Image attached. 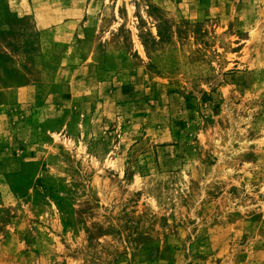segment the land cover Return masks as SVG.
I'll return each mask as SVG.
<instances>
[{"label":"rangeland","instance_id":"1","mask_svg":"<svg viewBox=\"0 0 264 264\" xmlns=\"http://www.w3.org/2000/svg\"><path fill=\"white\" fill-rule=\"evenodd\" d=\"M0 264H264V0H0Z\"/></svg>","mask_w":264,"mask_h":264}]
</instances>
